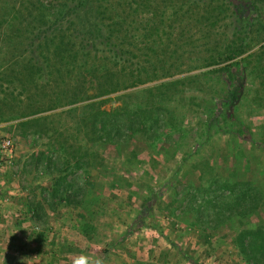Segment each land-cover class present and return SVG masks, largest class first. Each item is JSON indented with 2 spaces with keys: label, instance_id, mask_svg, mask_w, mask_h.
<instances>
[{
  "label": "rangeland",
  "instance_id": "374dc122",
  "mask_svg": "<svg viewBox=\"0 0 264 264\" xmlns=\"http://www.w3.org/2000/svg\"><path fill=\"white\" fill-rule=\"evenodd\" d=\"M232 1L216 29L211 10L148 1L165 19L145 49L146 70L160 78L136 85L133 74L103 75L97 65L92 73L61 65L42 83L0 41V137L14 145L0 168L9 203L0 264H96L103 255L105 264H264V252L249 249L264 247V0H255L261 16L250 0ZM228 24L227 36L239 32L250 45L246 67L230 73L218 69L227 62L204 66L228 43ZM97 78L130 85L94 96ZM107 96L100 108L85 105ZM117 104L125 107L117 118L137 131L126 134L122 121L112 146L87 116ZM62 233L76 243L70 256L53 252Z\"/></svg>",
  "mask_w": 264,
  "mask_h": 264
},
{
  "label": "trees",
  "instance_id": "16d2710c",
  "mask_svg": "<svg viewBox=\"0 0 264 264\" xmlns=\"http://www.w3.org/2000/svg\"><path fill=\"white\" fill-rule=\"evenodd\" d=\"M148 1L150 0H0V41L11 42L18 55L29 63L28 69L33 71L35 78L42 83L49 82L55 72L61 71V65L66 69V73L76 69L91 72V65L93 67L97 65L96 67L103 71V75L116 72L131 73L134 77L130 84L145 83L160 78V74L146 70L148 62L145 49L149 48L148 40L157 42L161 37L165 22L161 10L158 8L148 10L147 6H150ZM179 1L187 9L201 8L208 14L211 10L212 16H208V20L210 19L208 27L215 29L233 15L232 0ZM250 1L257 12L256 15L261 16L259 5L255 0ZM136 24H139L137 33L131 35L130 29ZM230 25L228 24V28L226 26L224 30L228 43L217 57L207 61L204 66L227 62L218 69L227 70L228 73L232 72L235 66L239 69L246 67L250 54L242 55L250 45L248 42L238 43L236 38L240 37L239 32L227 36L226 32L229 31ZM135 41L138 50L133 47ZM261 48L260 53L263 54L264 44ZM55 63H59L60 67L53 68ZM96 81L94 88L99 89V92H95L94 96L100 97L130 85L112 84L106 87L102 86L98 78ZM87 93L80 100L92 96ZM112 99L107 96L85 105L100 108ZM59 104L61 103L39 107L36 111L52 109ZM123 110L125 107L117 104L111 106L109 112L101 110L104 116L98 114L87 116V119L96 124L97 130L100 131L99 137L112 146L124 135L121 132L123 122L127 125L126 134L132 135L137 131L130 119L117 118ZM249 249L258 253L264 252L262 245L257 248L255 244H249Z\"/></svg>",
  "mask_w": 264,
  "mask_h": 264
},
{
  "label": "crops",
  "instance_id": "0c3cea01",
  "mask_svg": "<svg viewBox=\"0 0 264 264\" xmlns=\"http://www.w3.org/2000/svg\"><path fill=\"white\" fill-rule=\"evenodd\" d=\"M6 193H5V188L1 187L0 186V244L3 245V244H6L5 241L7 240V238H5V235L7 234V226L6 224H4L5 220H6V206L9 204L7 201V198L5 197ZM3 222V223H2ZM18 224H20L18 221H17ZM9 229V228H8ZM17 229L14 230V232H16ZM80 231L81 228H79ZM4 231V233H3ZM83 233V231H82ZM3 235V236H2ZM40 238H37L36 240H39ZM60 241H61V247L58 248L59 250L57 251H53V252H56V254H60L61 256L64 257L65 256H70L71 253L70 251H75V249H72L73 248V245H75L76 243H74L72 240H70L69 238V235H66L64 233L61 234L60 236ZM51 240V239H50ZM57 240V239H56ZM59 241V240H57ZM34 242V241H33ZM72 245V246H71ZM52 246H53V240H51V243L46 247L45 244H44V247H45V250H50L52 249ZM56 246H58V244L56 243ZM71 249V250H70ZM1 250V249H0ZM7 250V249H5ZM2 253V251L0 252ZM51 253V252H50ZM91 257V256H90ZM106 255H103V258L104 259H96L95 260V263L96 264H105L107 263L106 261ZM71 258L73 259H76L78 261H81L84 259V255H82L81 257L79 256V258L75 257V256H71ZM117 261L115 262V264H122V261L123 259L121 257H117ZM67 261L70 262V259L67 258ZM69 264V263H68ZM83 264V263H82Z\"/></svg>",
  "mask_w": 264,
  "mask_h": 264
},
{
  "label": "built area",
  "instance_id": "2783aa9c",
  "mask_svg": "<svg viewBox=\"0 0 264 264\" xmlns=\"http://www.w3.org/2000/svg\"><path fill=\"white\" fill-rule=\"evenodd\" d=\"M13 148L14 145L11 138L7 136L0 137V168L3 166L4 160L11 157Z\"/></svg>",
  "mask_w": 264,
  "mask_h": 264
}]
</instances>
